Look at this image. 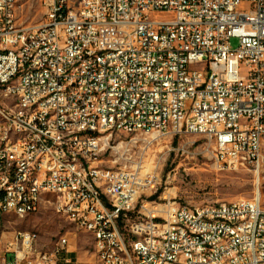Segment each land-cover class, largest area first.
Returning a JSON list of instances; mask_svg holds the SVG:
<instances>
[{"label":"built area","instance_id":"1","mask_svg":"<svg viewBox=\"0 0 264 264\" xmlns=\"http://www.w3.org/2000/svg\"><path fill=\"white\" fill-rule=\"evenodd\" d=\"M40 2L43 20L20 26L16 0H0V222L51 204L91 234L96 264H264L258 192L170 216L136 208L157 176L137 138L111 136L197 135L219 168L258 170L264 0ZM72 248L16 230L0 264H79Z\"/></svg>","mask_w":264,"mask_h":264},{"label":"rangeland","instance_id":"2","mask_svg":"<svg viewBox=\"0 0 264 264\" xmlns=\"http://www.w3.org/2000/svg\"><path fill=\"white\" fill-rule=\"evenodd\" d=\"M15 13L17 24L26 26L40 23L45 8L40 0H16ZM231 46H237L236 39H231ZM111 136L115 142L137 138L135 148L141 150L146 170L157 176L155 188L138 200L136 208L146 202L147 207L154 204L159 210L170 211V216L182 206L249 199L255 191L259 193L264 207V164L258 170L253 167L221 169L213 158L201 153L199 144L203 139L197 135L180 138L162 136L154 141H151L150 134L144 133L127 135L113 132ZM192 141L195 143L190 146ZM103 159L104 166L112 164L109 155L106 154ZM0 227L4 231L0 240V255L13 231L28 230L37 236L39 247L43 250H50L60 236L66 235L73 244V255L79 264H96L91 234L78 228L51 204L43 205L37 213L24 219L4 216Z\"/></svg>","mask_w":264,"mask_h":264},{"label":"bare ground","instance_id":"3","mask_svg":"<svg viewBox=\"0 0 264 264\" xmlns=\"http://www.w3.org/2000/svg\"><path fill=\"white\" fill-rule=\"evenodd\" d=\"M15 170L17 171H26V163H15ZM169 215V211H166ZM29 237L32 239H37V236L33 232H29Z\"/></svg>","mask_w":264,"mask_h":264},{"label":"crops","instance_id":"4","mask_svg":"<svg viewBox=\"0 0 264 264\" xmlns=\"http://www.w3.org/2000/svg\"><path fill=\"white\" fill-rule=\"evenodd\" d=\"M72 256H74V255H72Z\"/></svg>","mask_w":264,"mask_h":264}]
</instances>
